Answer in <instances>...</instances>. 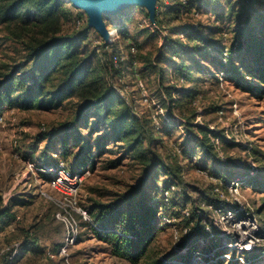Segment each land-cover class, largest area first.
Masks as SVG:
<instances>
[{"label": "rangeland", "instance_id": "374dc122", "mask_svg": "<svg viewBox=\"0 0 264 264\" xmlns=\"http://www.w3.org/2000/svg\"><path fill=\"white\" fill-rule=\"evenodd\" d=\"M199 1L208 3V9L213 13H219L218 23L212 21L215 18L205 8L201 9V14L193 11L192 14L183 13L178 18L174 11L172 14H161L162 22L151 21L144 6L134 5L117 14H106L110 25L116 29L107 26L110 29L108 39L94 27L87 28L89 23L85 10L77 8L69 0L64 2L60 33L71 35L85 32V40L80 42L81 49L92 57L91 65L98 81H106L133 106L137 114L148 119L155 138L159 139L152 142L148 136L145 140L142 151H145L146 157H159L165 163H175L172 166L173 174L165 173L159 167H151L149 180L140 186L137 203L144 198L145 201L150 199L148 206L153 208L162 205L156 212L157 235L150 253L138 264H145L155 257H167L171 261L190 257L203 264L205 258L198 260L196 251H210L222 245L224 236L234 241L235 235H222L223 230L215 222L212 206L207 202L198 203L204 193L218 197L214 187L221 185L222 188L223 181L211 175L209 170L216 173L217 169L224 175L227 171L223 170V163L226 162L229 165L224 166L229 167L230 173H246L253 169V179L248 185H239L237 197L258 216L264 233V83L251 75L250 78L244 77V85H241L240 80L231 79L224 72L217 74L213 64L204 61L198 54L194 57L197 62L193 66L195 73L189 78L177 77L172 81L171 71L164 65L165 78L162 83L159 69L164 61L155 65L157 55L168 58L172 54L164 46L168 36L188 43V51L193 50L191 48H195L198 40H188L183 31L190 25L198 26V22L206 26L205 33L211 27L217 34L223 30V40L229 44L243 38L241 24L248 9L244 0ZM172 3V0H158L157 8L163 11L164 5ZM257 5L263 8V5ZM209 20L210 24L207 23ZM22 21H6L0 16V80L20 63L27 67L30 46L46 38L44 26L24 24ZM112 30L116 33L110 34ZM106 43L108 46L105 48ZM132 46L136 48L134 52L131 51ZM115 54H118L117 62ZM187 54L189 56L190 52ZM60 79L56 76L51 83L53 88L49 89L54 91L60 85ZM171 84L175 87L172 96L175 102L170 100L164 89ZM188 91L196 94L195 99L186 96ZM81 93L75 87L72 91H64L58 100L47 99L42 107L22 106L14 100L13 103L5 101L0 108V115L4 116V121L0 122V212L11 200H16L13 210L17 215L13 223L6 222L0 231V250L9 248L11 253L27 239L31 244V251L26 252L17 264H135L116 255L110 240L98 230L102 223H109V226L121 230L117 223L122 215L119 216L116 209L122 207L123 211L130 208L131 202H124L122 195L138 187L144 174V161L122 141L96 145L98 137L107 131L99 129L90 134L89 127L95 117L90 118L88 125L74 122L75 114L83 105ZM187 120L192 121L195 127L201 125L210 129L215 146L214 156H204L200 148H196L193 157L190 154L183 156L182 147L187 150L189 136L197 131L196 128L188 130ZM71 123L79 125L80 135L92 142V153L83 156L74 138L68 139V153L62 151L63 135L76 131ZM68 127H71L70 132ZM222 137L235 145L227 144ZM88 155L93 160L87 161ZM46 161H57L70 168L83 165L81 169H85L78 200L79 206L87 210L91 220L75 214L80 231L75 241L69 243L68 255L60 252L67 242V222L57 217V202L43 194L46 192L54 196L56 193L40 174H49L45 171L50 167ZM175 181L178 184L173 189V200L170 204H164L163 188ZM251 182H255V185ZM223 189L229 193L228 188ZM168 194L164 193L165 196ZM221 201V206H234L232 197ZM192 204H201L205 209L202 221L205 231L198 240L191 233L197 223L195 220L189 223L188 219L192 215ZM175 214L180 217L163 218L164 215ZM207 225L217 236L209 239V245L204 246L200 240L207 235ZM229 252L236 254L225 248L218 255ZM17 257L13 260L7 257V260L11 263ZM216 258H210V264H241L228 258Z\"/></svg>", "mask_w": 264, "mask_h": 264}, {"label": "trees", "instance_id": "16d2710c", "mask_svg": "<svg viewBox=\"0 0 264 264\" xmlns=\"http://www.w3.org/2000/svg\"><path fill=\"white\" fill-rule=\"evenodd\" d=\"M64 2L65 0H0V16L3 20L12 21L14 19H21L24 24L32 23L36 26H44L47 31L46 38L30 46L27 67L21 66L22 63H20L14 66L0 80V108L4 105L5 101L13 103L14 100L18 101V104L22 106L42 107L47 99L52 101L58 100L62 98L64 91H72L75 87H78L80 93L82 92L81 95L84 100L83 105H81L79 111L74 116V122L88 125L90 118L95 117L94 123L89 127L90 134L93 135L99 129H105L107 131L98 137L96 145L102 146L104 142L108 141L111 143L122 141L130 151H134L143 159L145 165L144 174L138 187L122 195L124 202H131L130 208L122 211V207H116L118 215H122L121 219L119 217L117 218L120 220L117 225L119 224L118 226H120L121 230L119 231L115 226H109V223H102L98 230L100 234L110 240L113 245V252L116 255L138 264L150 253L151 244L157 235L156 226L158 217L156 212L162 204L160 203L161 205L153 208L148 206L150 199L145 201L143 198L141 203H137L136 198L141 194L140 188L149 180V170L151 167H159L165 173L173 174L172 166H175V163L173 161L165 163L159 157H151L150 159L146 157L145 151H142L145 140L148 136L152 142L158 141L159 139L155 138L148 119L137 114L133 106L123 99L119 95V92L111 86H108L106 81H98L94 73V68L91 65L92 57L87 56L81 49L80 42L85 40V32L81 31L71 35L60 33ZM172 2L171 5H164L165 8L163 11L157 8L155 19L157 22H162V19H160L161 14H172L175 11V16L180 18L183 13L192 14L193 11L201 14V9L203 8L207 10L208 14L212 13L213 18H215L212 21L215 24L220 20L219 13L210 11L208 9V3L206 2L199 0H172ZM244 2H246L248 9L244 16V22L241 24L240 32L243 38L236 40L234 43L229 44L223 40L225 33L223 30H220L218 35L214 33L215 30L211 27L208 28L209 32L205 33L206 26L200 22L196 23L198 26L190 25V27H187L183 31L188 40H198L199 43L195 45V48H191L193 50L188 51V43L175 40L171 36H168L164 46L167 50H171V56L163 58L160 54L155 59V65L158 64L157 62L160 64L162 60L164 61L161 69H159L161 82L163 83V79L165 78L164 65L171 71L172 81L177 77L189 78L190 75L195 73L193 66L197 62L194 57L198 54L204 61L213 64L217 74L224 72L227 74V77L237 81L240 80L241 85H244L242 81L244 77L250 78L251 75L259 78L264 83V1L244 0ZM257 4L263 5V8L258 7ZM147 16L149 18V12H147ZM104 20L110 29H115V27L110 25V21L106 15ZM210 22L211 20L207 21L209 24ZM212 26L216 25L213 24ZM87 28L90 29L91 27L88 25ZM216 34L217 36H214ZM104 46L106 48L108 46L107 43ZM188 52L191 55L189 54L188 56ZM174 59L175 62L173 61ZM192 61L195 63H189ZM111 71L114 70L111 68ZM113 73L115 74V71ZM56 76H59L62 81L53 91L49 88H53L51 83ZM197 78L199 79V77ZM164 89L170 100L175 102V99L172 97L175 87L171 84ZM16 93L17 96L15 97L14 94ZM186 93V96L195 99L196 94L193 91ZM169 106L172 105L170 104ZM172 120L174 121V117ZM186 122L188 123L187 128L189 131H193L192 128H196L197 131H193V134L191 133L189 136L190 144L187 146V150L182 147L181 151L183 152V156L190 154L193 157L196 155V148H200L204 156L209 154L214 156L213 151H215V146L211 140L210 129L201 125L195 127L190 120ZM71 126L76 131L63 135L62 151L65 154L68 153L70 145L68 139L74 138L77 145H80L81 153L84 154L83 156L92 153V142L80 135V126L73 123H71ZM70 128L68 127L67 129L69 132L71 130ZM222 138V140L228 142L227 144L235 145L233 141L230 142L228 139ZM89 159H92L90 155L87 156V161ZM58 164L59 162L57 161H46V165L48 166H58ZM224 165H229V162L223 163V170L227 171L224 175L217 169L216 173H214L215 171L209 170L210 174L216 178H221L223 182L241 178L243 186L248 185L253 179V169L246 173H230L229 167ZM81 168H84V166L77 165L71 169L74 172L83 173L85 169ZM176 170L178 172L180 171L178 165ZM40 174L46 181L51 178L50 174ZM251 183L255 185V182ZM176 184H178L177 181L164 186L162 191L164 204H170L172 202L175 193L173 189L177 186ZM165 192L170 193V195L165 196ZM200 202H207L214 207L222 204V201L218 197H213L207 193H204L201 199H198V203ZM1 203L3 205V200ZM14 204H16V200H11L1 210L0 231L3 230L6 222L12 221L13 223L15 221L17 215L13 210ZM192 205V215L188 219L189 223L192 220H195L197 223V226L194 227L191 233L198 240L205 231L204 225H202L203 218L205 217V209L202 208L201 204ZM120 206L123 205L121 204ZM176 215H164L163 218L175 219L176 217H180ZM19 251L21 252L18 254V257L11 263L7 260L10 252L1 256L0 264H17L20 262L25 253L31 251L29 239H27V242H22ZM205 260L203 264H210V257H206ZM145 264L198 263L194 258L190 259V257L179 261H171L167 257H155L151 261L145 262Z\"/></svg>", "mask_w": 264, "mask_h": 264}, {"label": "built area", "instance_id": "2783aa9c", "mask_svg": "<svg viewBox=\"0 0 264 264\" xmlns=\"http://www.w3.org/2000/svg\"><path fill=\"white\" fill-rule=\"evenodd\" d=\"M135 50L136 48L132 46L131 51L134 52ZM117 57L118 54H115V62L118 60ZM3 121L4 116L0 115V122ZM45 171L51 175L48 183L56 193L54 196L46 192H43V194L57 202L59 210L56 215L59 219L67 222V242L63 245L60 252L68 255V245L75 241L80 231L75 214L81 215L86 220H91L87 210L79 206L78 200L84 173L74 172L63 163L58 164V166H50ZM222 184V188L221 185H216L214 187V193L223 201L232 197L234 199V206H211L215 212V222L218 228L223 230L222 235L233 234L235 235L233 238L234 241H229L228 238L224 236L222 238V245L210 251H196V258L203 261L206 257H217L216 259L223 257L228 258L231 262L238 261L241 264H264V233L261 225L262 223L259 221L258 216L250 211L237 197L239 185H242V179L237 178L235 180L222 182ZM225 187L228 188L229 193L223 189ZM92 224L97 227L96 223L92 222ZM206 230L207 235L200 240L204 246L209 245V239H213L217 236L212 232L210 225H207ZM225 248H228V250L236 254L232 255L230 252L224 255L217 254ZM9 250V248L1 249L0 257L8 254L10 252ZM18 254L19 249L16 248L8 254V257L13 260Z\"/></svg>", "mask_w": 264, "mask_h": 264}, {"label": "water", "instance_id": "95a60500", "mask_svg": "<svg viewBox=\"0 0 264 264\" xmlns=\"http://www.w3.org/2000/svg\"><path fill=\"white\" fill-rule=\"evenodd\" d=\"M77 8L83 9L88 15L90 27H94L99 33L108 39V27L105 23L106 14H117L120 10L130 6H144L149 12L151 21H155L158 0H69Z\"/></svg>", "mask_w": 264, "mask_h": 264}, {"label": "bare ground", "instance_id": "6f19581e", "mask_svg": "<svg viewBox=\"0 0 264 264\" xmlns=\"http://www.w3.org/2000/svg\"><path fill=\"white\" fill-rule=\"evenodd\" d=\"M114 30H115V29H114ZM114 33H116V31L113 32V30H112V31L110 32V34H114Z\"/></svg>", "mask_w": 264, "mask_h": 264}]
</instances>
